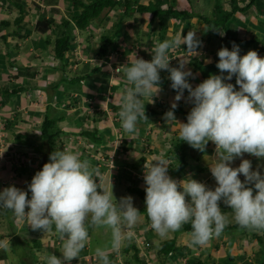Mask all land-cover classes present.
<instances>
[{
    "label": "crops",
    "instance_id": "0c3cea01",
    "mask_svg": "<svg viewBox=\"0 0 264 264\" xmlns=\"http://www.w3.org/2000/svg\"><path fill=\"white\" fill-rule=\"evenodd\" d=\"M89 1L91 0L0 1V153H3L0 155V191L9 186L27 191L30 180L40 171L39 167L42 168L49 162V155H43L44 141L40 130L45 117L53 118L56 128L62 133L58 139L68 136L76 145L82 141L91 143L88 150L93 155L106 157L116 149L121 150L112 158L114 167L111 169V165L104 176L99 175L96 179L99 187L105 191L110 189L111 181L117 201L131 196L133 206L141 213V220L133 229L136 235L131 241L125 243L116 257H108L111 264H137L135 256L150 264H264V233L242 229L235 222L230 223L219 238L194 251L189 247L188 231L181 229L161 238L148 227L150 222L144 219L145 205L138 196L140 188L137 183L143 186L144 189L140 190L145 192L146 185L140 174L144 163L152 157H171L172 153L178 152L180 159L184 155L186 164L179 172L169 168L170 177L181 180L190 175L209 188L214 189L216 186L209 170L210 159L215 156V145L209 142L203 153L193 149L180 140L178 125L174 122L166 123L164 119V114L171 110L176 95L168 79L169 73H160L165 79L160 85L162 91L155 97L153 104H145L148 122L139 123L138 136L130 137L124 133L118 115V93L125 87L123 66L127 63L131 66L133 52L138 58L150 61L151 49L158 41L174 40L181 31L183 35H187L188 31L196 32L201 41V47L197 49L200 56L193 57L192 62L184 69L193 73L195 78H190L189 83L194 88L210 75L221 74L213 64L218 61L217 52L221 47L231 50L234 42L239 46L241 56L253 50L264 58V15L255 14L251 9L232 13L226 21V36L222 32H212L198 17H169L160 27L158 17L149 21L151 13L134 10L130 15H123L122 6L104 8L85 30L71 28V41L78 43V47H74L78 49V58L74 60L70 52H67L62 69V64L54 57L53 52L60 23L64 20L71 22L72 17L82 10L81 4ZM118 1L123 3L126 0ZM128 1L134 2V6H146L152 2ZM191 1L195 11L207 18L213 17L215 0ZM219 2L224 9H229L226 0ZM115 22L118 29V23L121 24L119 36L106 45L105 53H101V37L112 30ZM183 49L185 50V46L181 45V48L169 52L171 67L178 66V57L190 59ZM52 60L53 63L50 62ZM206 60L211 62L205 63ZM226 82L235 85V77ZM187 95L186 91L184 97ZM147 102L145 98V103ZM177 103L174 115L176 121L183 123L184 113L190 112L193 105L183 98ZM116 139H119L118 148ZM61 148H56L55 151L68 150L67 147ZM77 150L84 153L82 145L77 146ZM81 159H87L91 168L95 169L94 159ZM243 159L251 160L253 170L260 167L259 171L264 173L261 168L264 166V159L247 154ZM239 164L240 160L237 159L232 167H238ZM100 171L102 170L99 173ZM177 173L179 176H173ZM240 179L243 181V176ZM30 196L29 193V199ZM220 207L231 219V209L223 203ZM9 212L0 209V242L9 239L11 245L10 250L0 248V264H23L19 250H12L14 244L11 240L14 236H19L24 249L28 247L24 253L33 257L30 260L29 256L23 257L27 259L26 264H46L43 258L45 254L61 256L62 250L55 248L60 239L54 231L43 233L37 230L32 233L30 226L17 225L12 212ZM99 231L102 241L93 237V233ZM106 234L105 228L89 229L90 241L85 248H90L91 241L96 246L105 245L98 246L100 248L110 247L104 241V238H109ZM140 238L150 246L144 247L135 241ZM32 240L38 241L39 247L30 243ZM166 240L174 241V250L168 255L159 251L161 243ZM133 244L137 252L134 251ZM80 257L79 255V259L71 263H85ZM95 264L100 263L95 261Z\"/></svg>",
    "mask_w": 264,
    "mask_h": 264
},
{
    "label": "clouds",
    "instance_id": "9594fccd",
    "mask_svg": "<svg viewBox=\"0 0 264 264\" xmlns=\"http://www.w3.org/2000/svg\"><path fill=\"white\" fill-rule=\"evenodd\" d=\"M181 45L190 59L178 57V66L171 67L169 52ZM199 47L196 32L183 35L181 31L174 40L158 41L151 49L150 61L133 52L131 66H123L125 87L118 93L121 127L130 137L138 136L139 123L148 122L145 104H153L162 91L160 73H169L176 95L171 110L164 114L166 123L178 125L180 140L195 150L203 153L209 142L215 145V156L209 165L214 189L190 175L181 180L170 177L169 162L162 155L150 158L141 172L146 185L144 213L151 229L166 238L190 224L187 235L194 251L219 238L232 222L242 229L264 233V173L253 170L251 160L243 159L245 154L264 159V58L253 50L241 56L234 42L231 50L221 47L215 65L221 74L210 75L193 88L189 79L195 77L191 70L184 69L193 57L200 56ZM233 77L235 85L226 82ZM182 98L193 105L186 123L176 121L174 115ZM63 139L70 141L69 137ZM74 150L50 153L49 162L34 174L27 191L15 186L0 191V209L11 211L17 225L55 232L62 241V253L45 254L46 264H70L88 245L89 229H108L112 236L110 247H97L95 255L100 264H111L109 255L118 253L136 235L133 229L141 213L133 206L131 196L115 199L111 181L109 190L99 187L96 177L104 176L110 168L100 159L109 155L89 152L81 156ZM81 157L94 159L95 169ZM237 159L239 166L232 167ZM221 203L231 209V219L221 210ZM0 248L10 250V240L0 242Z\"/></svg>",
    "mask_w": 264,
    "mask_h": 264
},
{
    "label": "trees",
    "instance_id": "16d2710c",
    "mask_svg": "<svg viewBox=\"0 0 264 264\" xmlns=\"http://www.w3.org/2000/svg\"><path fill=\"white\" fill-rule=\"evenodd\" d=\"M229 5V9L226 10L224 9L223 5L219 2V0H215V5H214V11H213V17L212 18H207V16L198 13L197 11L194 10L192 1L191 0H152L149 5H138L136 6L132 5L134 2H130L128 0L124 1L123 3H120L118 0H91L86 4H81L82 5V10L80 11L79 14L76 16L72 17L71 22L64 20L60 23V30L55 38L54 41V57L62 64L64 69L65 65V58H66V53L70 52V55L72 53L71 48L74 45H77V43L71 41V28L74 29H79V30H85L87 26L96 18L99 17L100 13L104 8H113L115 6H122L123 7V15L128 14L130 15L134 10L136 12L140 13H151L150 14V20L152 21L155 17L159 18L158 25L160 27L163 26L164 21L169 18L173 17L175 19H181V18H187V17H198L201 20H203L204 24L209 27L212 32L218 34V32H222L224 35L227 36V29H226V21L229 19V16L234 13V12H244L248 9H251L253 13L255 14H261L264 15V0H226ZM136 3V2H135ZM174 4H177L174 6ZM121 25V24H120ZM120 25L118 23L119 29L117 27V22H115L112 26V30L104 36L101 37L102 40V45L100 46V52L105 53L106 52V45L111 43L112 40L115 37L119 36L120 33ZM72 58V57H71ZM216 67V66H215ZM214 67V68H215ZM213 68V67H212ZM161 83L165 81L164 77H161ZM186 92V91H185ZM13 93V92H12ZM11 93V94H12ZM189 114V111L184 113V122L186 123V117ZM53 118H47L45 117V120L42 123L41 126V137L44 141L43 143V155L47 156L53 151L58 149H62V143H63V138H59L58 136L61 133L60 130L56 128V125L54 124ZM68 137V136H67ZM58 139V140H57ZM59 151V150H57ZM180 153L174 152L172 153L171 157L168 155L164 156L165 159H171L173 160L172 163H170V167L172 170L175 171H180L185 167L186 161L183 158L180 159L179 157ZM48 157V156H47ZM179 157V158H178ZM179 159V161H178ZM31 182V180H30ZM138 196L141 200V202L144 203L145 201V192L142 190H138ZM145 205V203H144ZM144 219L146 222H150L147 218V214L144 213ZM10 222V221H9ZM148 227H150V223L148 224ZM182 230L191 232V225L186 224L182 227ZM39 231V230H38ZM32 233L36 231H31ZM26 233V232H25ZM19 236L16 238L15 236L12 238L11 242L13 245L12 250L15 251L19 250V257H22L21 262L23 264H26V260L23 259L25 256H29V260L32 257L31 255L24 253L26 249L28 248L27 246L24 247L20 243ZM25 240L23 239V242ZM22 242V241H21ZM16 243V244H15ZM30 243H34V245L39 247V242L36 240H32ZM150 246V245H149ZM148 246V247H149ZM134 251L137 252L136 246L133 244ZM174 250V241L173 240H166L163 241L160 245L159 251L161 254L168 255L169 253L173 252ZM134 252V254H136ZM110 259L113 257H116V253H111L109 255ZM33 258V257H32ZM137 264H150L149 261H140L137 256H135Z\"/></svg>",
    "mask_w": 264,
    "mask_h": 264
},
{
    "label": "built area",
    "instance_id": "2783aa9c",
    "mask_svg": "<svg viewBox=\"0 0 264 264\" xmlns=\"http://www.w3.org/2000/svg\"><path fill=\"white\" fill-rule=\"evenodd\" d=\"M74 47H78V45H74L73 47H72V53H71V56H72V58H74V60L75 59H77L78 57H77V51H75V49H74ZM64 141H63V143L65 144L64 146H67V148L69 149V150H74L75 149V147H77V146H80V145H82V147H84V150H83V152L84 153H82V152H79L77 149H75L74 151H78L80 154H81V156H86L87 155V153H89L90 151L88 150V146H90L91 145V143H87L86 141H82L81 142V144H77L76 145V143H72V142H70L68 139H63ZM115 143H116V146H117V148H118V144H119V140H115ZM117 150V151H116ZM115 150V152L114 153H112V154H110L109 156H108V158L107 159H100V161H101V164H104L105 166H108V167H111V162H112V157L117 153V152H120V150L119 149H116ZM168 160V162H169V164L170 163H172L173 162V160H171V159H167ZM143 175H144V172L141 174V176H140V178H142V180L144 181V179H143ZM137 243H140V244H143V246L144 247H148L149 246V243L148 242H146V241H143V239H137V240H135ZM83 260L84 261H86V260H88V261H90V262H95V261H99V260H97V258H95V257H87V256H84L83 257ZM169 264H172L171 262L169 263Z\"/></svg>",
    "mask_w": 264,
    "mask_h": 264
},
{
    "label": "rangeland",
    "instance_id": "374dc122",
    "mask_svg": "<svg viewBox=\"0 0 264 264\" xmlns=\"http://www.w3.org/2000/svg\"><path fill=\"white\" fill-rule=\"evenodd\" d=\"M0 1H2V0H0ZM98 33V32H97ZM75 51H78V49L77 48H75ZM218 61H216V62H214L213 64L214 65H216V63H217ZM50 155V154H49ZM47 158H49V157H47ZM40 168V170L42 169L41 167H39ZM38 168V169H39ZM261 168L262 169H264V166H261ZM260 169V167L258 168V170ZM264 171V170H263ZM179 176V174L177 173V174H174L173 176ZM137 186H138V188H143V186L140 184V183H137ZM144 189V188H143ZM11 212V211H10ZM9 212V213H10ZM5 216V215H4ZM106 236H108L109 238L107 239V238H104V241H107L106 242V244H108L107 246H109L110 244H111V239H112V236H111V231L110 230H108V229H106ZM22 234H23V232H22ZM20 236H21V234H20ZM100 236H102L101 235V231H99V233L98 232H94L93 233V237H95L97 240H100V241H102L101 240V238H100ZM92 244V245H91ZM98 246H105V245H103V244H99V245H95V244H93V242L91 241L90 242V245H89V247L90 248H85L84 250H82V252L80 253V258H83L84 256H87V257H95V258H97L96 257V255H95V249L98 247ZM55 248H56V250H62V241L61 240H58L57 242H56V244H55ZM120 252V251H119ZM119 252L117 253V255L119 254ZM79 259V258H78ZM98 260V259H97ZM97 263H100V261H97ZM70 264H74V263H71L70 262ZM75 264H77V263H75ZM83 264H95V262H90V261H88V260H86L85 261V263H83Z\"/></svg>",
    "mask_w": 264,
    "mask_h": 264
},
{
    "label": "bare ground",
    "instance_id": "6f19581e",
    "mask_svg": "<svg viewBox=\"0 0 264 264\" xmlns=\"http://www.w3.org/2000/svg\"><path fill=\"white\" fill-rule=\"evenodd\" d=\"M184 50V49H183ZM185 52V51H184ZM185 54V53H184ZM170 56V55H169ZM83 159V158H82ZM140 212V211H139Z\"/></svg>",
    "mask_w": 264,
    "mask_h": 264
}]
</instances>
